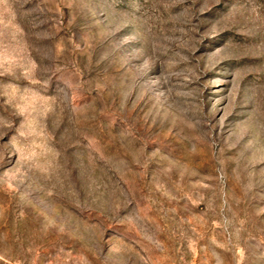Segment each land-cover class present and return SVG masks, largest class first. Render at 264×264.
I'll use <instances>...</instances> for the list:
<instances>
[{
    "label": "rangeland",
    "instance_id": "rangeland-1",
    "mask_svg": "<svg viewBox=\"0 0 264 264\" xmlns=\"http://www.w3.org/2000/svg\"><path fill=\"white\" fill-rule=\"evenodd\" d=\"M0 264H264V0H0Z\"/></svg>",
    "mask_w": 264,
    "mask_h": 264
}]
</instances>
